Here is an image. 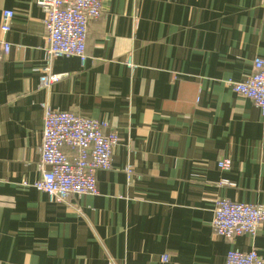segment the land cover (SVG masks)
<instances>
[{
  "label": "crops",
  "instance_id": "1",
  "mask_svg": "<svg viewBox=\"0 0 264 264\" xmlns=\"http://www.w3.org/2000/svg\"><path fill=\"white\" fill-rule=\"evenodd\" d=\"M4 10L0 264H225L229 250L251 249L264 261V223L231 241L211 228L220 198L264 205V116L227 84L264 61V0H106L88 22L85 63L54 59L64 76L49 89L36 0H0ZM42 104L117 134L97 195L52 204L32 187Z\"/></svg>",
  "mask_w": 264,
  "mask_h": 264
},
{
  "label": "built area",
  "instance_id": "2",
  "mask_svg": "<svg viewBox=\"0 0 264 264\" xmlns=\"http://www.w3.org/2000/svg\"><path fill=\"white\" fill-rule=\"evenodd\" d=\"M106 0H36L43 13L46 31L44 66L39 70L40 86L49 89L64 75L51 71L54 59L76 57L81 65L85 63L87 26L91 19H97ZM13 11L4 10L0 19V62L10 51L5 35L11 29ZM128 64L130 62L128 61ZM232 90L253 102L264 116V61L255 58L252 73L243 82L227 81ZM42 137L39 148V179L32 187L46 195L49 203H65L70 196L98 193L96 174L111 169V159L118 144L117 134L108 130L105 122L50 108L42 104ZM68 149V152L65 151ZM220 170H228V159L219 161ZM127 176L132 174L130 167ZM27 186L26 183H23ZM264 223V205L233 203L218 199L214 203L211 223L212 233L227 241L234 237H254ZM168 261L167 255L162 257ZM225 264H264L256 250L248 252L229 250Z\"/></svg>",
  "mask_w": 264,
  "mask_h": 264
}]
</instances>
